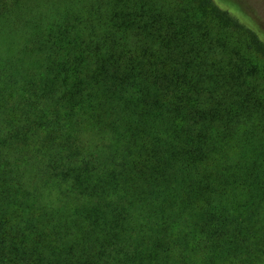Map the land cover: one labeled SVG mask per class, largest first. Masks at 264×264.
<instances>
[{"label": "trees", "instance_id": "1", "mask_svg": "<svg viewBox=\"0 0 264 264\" xmlns=\"http://www.w3.org/2000/svg\"><path fill=\"white\" fill-rule=\"evenodd\" d=\"M0 264H264L259 31L214 0H0Z\"/></svg>", "mask_w": 264, "mask_h": 264}, {"label": "rangeland", "instance_id": "2", "mask_svg": "<svg viewBox=\"0 0 264 264\" xmlns=\"http://www.w3.org/2000/svg\"><path fill=\"white\" fill-rule=\"evenodd\" d=\"M246 26L259 31L264 38V0H214ZM237 36L238 34H235Z\"/></svg>", "mask_w": 264, "mask_h": 264}]
</instances>
